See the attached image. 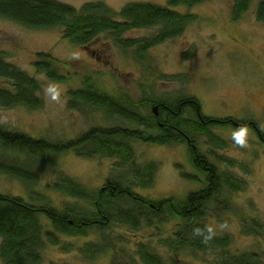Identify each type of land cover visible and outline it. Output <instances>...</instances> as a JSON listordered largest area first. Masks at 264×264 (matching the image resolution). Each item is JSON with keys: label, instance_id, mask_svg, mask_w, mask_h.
Masks as SVG:
<instances>
[{"label": "rangeland", "instance_id": "rangeland-1", "mask_svg": "<svg viewBox=\"0 0 264 264\" xmlns=\"http://www.w3.org/2000/svg\"><path fill=\"white\" fill-rule=\"evenodd\" d=\"M53 1L77 9L92 1H102L114 12H120L130 3L136 2L167 6L165 0ZM262 1L252 0L250 11L239 22L232 19V0H205L202 5L191 10L179 7L177 11L192 13L199 20L189 26L183 36L150 50L145 64L139 63L132 51L118 47L108 35H102L90 46L82 48L66 40L62 29L32 30L0 18V56L5 63L37 79L40 85L39 98L43 103L42 109L37 111L0 107V129L60 143L72 141L92 128H134L119 117L106 116L103 112L82 105L77 109L70 107V94L86 88L87 78L95 88L114 98L128 96L139 102L148 93L153 100L170 102L194 97L200 102L204 116L232 119L236 123L253 121L264 135V23H259L255 15ZM156 33V30H136L129 32L126 38H146ZM40 55L49 56L58 63L67 80L53 82L47 76L38 74L35 63L39 61ZM6 84L0 80V87ZM50 85L60 87L57 101L51 100L46 93ZM248 129L245 146L233 142L232 132L236 129L231 126L215 129L226 143L224 148L216 150L205 137L196 139L199 149L213 164L219 166L218 157L235 161L232 167L225 163L221 169L246 183V190L233 195L227 206L221 204L211 208L208 228L218 237L231 239L226 250L230 255L241 257L255 254L264 264V142L259 136L262 134L253 128ZM133 147L140 166L151 163L157 165L153 188L134 189L140 198L157 202L170 198L184 200L189 193L203 188L201 183L182 178V171L199 177L190 162L186 145L135 143ZM1 154L5 156L4 152ZM7 161L26 172H34L38 182L24 184L0 174V195L22 198L38 206L49 205L59 211L71 207L78 212L91 213L92 203L77 201L51 188L58 181V173L49 162L38 163L37 160L18 158L16 155H10ZM51 161L57 162L60 171L92 194L104 188L108 181L121 180V184L126 187L133 180L129 169H116L114 159H83L70 152L59 157L52 156ZM125 207L136 208L133 205ZM244 219H254L263 228L262 232L246 235L247 224H243ZM42 221L46 232L55 234L50 222L44 217ZM176 224L164 222L159 226L160 230L157 226L146 224L139 231L117 228L111 237H127V240L118 242V250L109 252L108 255L113 258L108 259L105 254L91 257L88 253L90 247L101 246L105 238L108 239V235L98 229L76 238L55 234L60 246L46 242L42 264H112L117 256L120 261L125 262L126 259L134 262L133 257L142 243L154 247L152 249L163 254L170 264L174 261L176 264H220L214 254L209 256L187 252L183 256H175L166 251L164 241L172 238L178 229ZM0 264H3L1 256Z\"/></svg>", "mask_w": 264, "mask_h": 264}, {"label": "trees", "instance_id": "trees-1", "mask_svg": "<svg viewBox=\"0 0 264 264\" xmlns=\"http://www.w3.org/2000/svg\"><path fill=\"white\" fill-rule=\"evenodd\" d=\"M165 1L167 6L145 2L130 3L120 12H114L102 1H92L77 9L53 0H0V18L32 30L62 29L66 40L82 48L90 46L102 35H108L118 47L132 51L136 60L142 64L150 50L183 36L187 28L199 20L192 13L184 14L176 9L184 7L191 10L205 2ZM232 2V19L239 22L250 11L252 0ZM255 15L259 23H264V1L257 6ZM136 30H156L157 33L146 38H126L129 32ZM57 65L49 56L40 55L35 68L38 74L47 76L49 80L63 82L67 78ZM0 80L7 83L5 87H0V107H21L29 111L42 109L37 79L5 63L2 56ZM85 80L86 88L70 94L71 108L77 109L82 105L103 112L106 116L119 117L134 128H92L72 141L60 143L0 129V174L13 177L24 184H33L38 182L37 175L17 168L16 164L12 165L7 161L10 155L31 158L38 163L49 162L58 173V181L51 188L77 201L92 203L93 208L91 213L78 212L71 207L66 211H59L49 205L38 206L29 204L22 198L0 195V256L3 264H42V252L46 242L60 246L57 234L76 238L86 236L94 229L108 235L103 245L92 246L88 250L91 257H97L107 252H116L117 243L127 240V237H111L115 235L117 228L139 231L142 225L159 227L164 222L177 223L178 229L172 238L164 241L165 248L175 255L199 252L209 256L214 254L220 264H263L262 259L255 254L241 257L230 255L226 250L231 239L218 237L208 228L211 208L221 204L227 206L233 195L246 190V183L221 169V165L225 163L232 167L235 161L218 157L219 166L213 164L199 149L196 139L208 138L212 147L218 150L224 148L226 143L216 134L215 129L224 126L236 129L246 125L262 134L259 136L264 142V135L257 123H236L232 119L206 117L202 113L200 102L194 97L170 102L153 100L148 93L139 102L128 96L114 98L95 88L89 79ZM156 106L158 117L153 112ZM135 143L157 146L186 145L190 162L199 177L182 171V178L201 183L203 188L189 193L184 200L170 198L157 202L140 198L134 189L153 188L157 165L151 163L140 166L133 147ZM1 152L5 153L4 157ZM70 152L83 159H114L116 169H129L133 180L126 187L121 184V180L108 181L104 188L92 194L60 171L57 162L51 161L52 156L59 157ZM124 205H133L136 208H124ZM148 212L151 213L150 217ZM43 217L50 222L56 235L46 232ZM96 222L103 225H97ZM243 224H247L246 235L259 234L263 230L254 219H244ZM197 229L202 234L197 235ZM206 237L209 238L205 239ZM137 251L144 254L145 260L153 261L152 258H147L151 252L148 246L142 244ZM151 264H158L155 258Z\"/></svg>", "mask_w": 264, "mask_h": 264}, {"label": "flooded vegetation", "instance_id": "flooded-vegetation-1", "mask_svg": "<svg viewBox=\"0 0 264 264\" xmlns=\"http://www.w3.org/2000/svg\"><path fill=\"white\" fill-rule=\"evenodd\" d=\"M95 224H97V225H103L100 222H96ZM107 224H108V222L105 225H107ZM157 228H158V230H160V227H157ZM142 244H144V243H142ZM152 248H154V247H149V250H151V252L148 254V257L147 258H152L153 261H154V258H155V261L158 264H170V263H168L166 257H163V254H160V253L156 252ZM165 250L171 252L167 248H165ZM161 253H164V252H161ZM108 254H109L108 252L105 254L106 259L113 258V256H110ZM112 254H114V253H112ZM172 254H174V253H172ZM114 258H115L114 259L115 261L112 262V264H151V262H153V261L145 260L146 258H144V254L142 252H139V251H137L136 252V256L133 257L134 258V262L133 261L131 262V260L127 261L126 259H125V262L124 261H120V259L118 258V256L117 257H114ZM173 264H176V262L174 261Z\"/></svg>", "mask_w": 264, "mask_h": 264}, {"label": "clouds", "instance_id": "clouds-1", "mask_svg": "<svg viewBox=\"0 0 264 264\" xmlns=\"http://www.w3.org/2000/svg\"><path fill=\"white\" fill-rule=\"evenodd\" d=\"M46 93L47 95H49L51 100L57 101L60 96L61 90H60L59 85H50L46 89ZM248 134H249L248 127L246 125H241L237 127L235 131L232 132V140L236 145L245 146ZM196 234L197 235L202 234L201 230L197 229ZM208 238L209 237H206L205 239H208Z\"/></svg>", "mask_w": 264, "mask_h": 264}, {"label": "water", "instance_id": "water-1", "mask_svg": "<svg viewBox=\"0 0 264 264\" xmlns=\"http://www.w3.org/2000/svg\"><path fill=\"white\" fill-rule=\"evenodd\" d=\"M155 115H158V109L154 110Z\"/></svg>", "mask_w": 264, "mask_h": 264}]
</instances>
